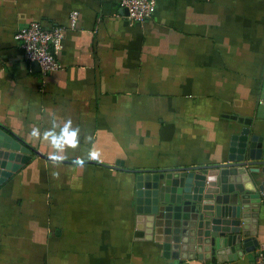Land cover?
Wrapping results in <instances>:
<instances>
[{
	"label": "crops",
	"instance_id": "crops-1",
	"mask_svg": "<svg viewBox=\"0 0 264 264\" xmlns=\"http://www.w3.org/2000/svg\"><path fill=\"white\" fill-rule=\"evenodd\" d=\"M34 22L66 28L47 76L15 38ZM263 70L264 0H157L144 24L117 0H0V127L37 152L0 185V264H254L219 262L203 235L193 259H166L136 227V177L227 164ZM53 115L80 129L59 166L29 135ZM257 220L261 245L264 203Z\"/></svg>",
	"mask_w": 264,
	"mask_h": 264
},
{
	"label": "water",
	"instance_id": "water-1",
	"mask_svg": "<svg viewBox=\"0 0 264 264\" xmlns=\"http://www.w3.org/2000/svg\"><path fill=\"white\" fill-rule=\"evenodd\" d=\"M259 95L255 119H233L242 129L232 137L227 164L137 173L136 227L145 240L162 245L166 259H193L201 235L210 237L206 242L219 262H233L259 246L257 219L264 203V70ZM34 154L0 127V185Z\"/></svg>",
	"mask_w": 264,
	"mask_h": 264
},
{
	"label": "built area",
	"instance_id": "built-area-1",
	"mask_svg": "<svg viewBox=\"0 0 264 264\" xmlns=\"http://www.w3.org/2000/svg\"><path fill=\"white\" fill-rule=\"evenodd\" d=\"M120 6L127 10L128 18L133 23L144 24L150 20L156 9L157 0H117ZM79 14L70 15V30L77 26ZM66 28L54 27L47 29L39 23H31L18 30L16 41L25 53V58L30 63H37L44 76L60 69L56 57V50L65 36ZM254 264H264V244L255 250Z\"/></svg>",
	"mask_w": 264,
	"mask_h": 264
},
{
	"label": "clouds",
	"instance_id": "clouds-1",
	"mask_svg": "<svg viewBox=\"0 0 264 264\" xmlns=\"http://www.w3.org/2000/svg\"><path fill=\"white\" fill-rule=\"evenodd\" d=\"M31 137L36 140H44L50 144L54 151L50 152L49 160L53 166H59L67 158L63 153L67 149H75L80 143V129L74 126L71 119L60 120L55 115L52 116L51 126L41 132L39 127H32L29 133ZM90 139V138H86ZM98 158V153L90 151L87 155L88 160ZM86 162L85 157H76L73 161L74 164L82 166Z\"/></svg>",
	"mask_w": 264,
	"mask_h": 264
}]
</instances>
